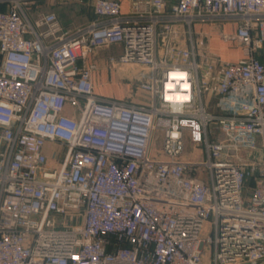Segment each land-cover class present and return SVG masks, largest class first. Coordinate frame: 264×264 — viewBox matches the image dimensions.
<instances>
[{"label": "built area", "instance_id": "obj_1", "mask_svg": "<svg viewBox=\"0 0 264 264\" xmlns=\"http://www.w3.org/2000/svg\"><path fill=\"white\" fill-rule=\"evenodd\" d=\"M36 1L0 0V264H264V0H95L72 31ZM226 22L236 61L198 49ZM111 44L127 98L95 92Z\"/></svg>", "mask_w": 264, "mask_h": 264}, {"label": "crops", "instance_id": "obj_2", "mask_svg": "<svg viewBox=\"0 0 264 264\" xmlns=\"http://www.w3.org/2000/svg\"><path fill=\"white\" fill-rule=\"evenodd\" d=\"M95 0H37L35 3L28 6L32 16H36L42 12L53 11L64 30L72 31L78 27L87 25L98 19L94 11ZM121 3V11L129 13L134 1L141 2L144 9L146 0H118ZM169 4L176 3L178 0H167ZM4 4H0V10L5 9ZM224 31L231 37L223 39L219 35V28L212 23H195L194 30L198 33V49L205 48L218 53L222 58L236 61L242 55V48L235 39L236 24L226 22L223 25ZM203 32V33H202ZM210 32V35L205 33ZM121 45V44H120ZM115 46L116 50H120L121 46ZM109 46V45H108ZM100 49L92 50L87 58L88 62H96L99 66L93 73L95 84V92L106 98L123 99L127 98L130 89V83L122 78L125 71H130L129 68L121 66L111 67L108 64L107 56L101 55ZM258 57L264 62V45L257 52ZM133 76V74H132ZM134 101H140L148 97L145 92H136Z\"/></svg>", "mask_w": 264, "mask_h": 264}, {"label": "rangeland", "instance_id": "obj_3", "mask_svg": "<svg viewBox=\"0 0 264 264\" xmlns=\"http://www.w3.org/2000/svg\"><path fill=\"white\" fill-rule=\"evenodd\" d=\"M117 45H120V44H111L109 46L107 45H104V46H101V47H96L94 49H100L101 50V55L103 56H107L110 57V55H115L117 56L120 52H122L123 50V46H121L120 50L118 51V49L116 50L115 46ZM108 64H109V58H108ZM122 78L127 81L128 83H133V84H137V80L135 77L132 76V71H125L124 74L122 75ZM203 146V144H202ZM260 146V145H259ZM194 148V143L192 142L191 138H190V135H188V139H187V149L188 151H192ZM257 154V150H254V151H248V155L249 156H254ZM199 157H201L203 155V151L200 149V152H199ZM242 196H243V199H244V206L247 207V199L251 196V191L249 189V187H246L244 190H243V193H242ZM69 217H67L68 219ZM74 222H71L70 221V226L73 225ZM207 232H208V229H207Z\"/></svg>", "mask_w": 264, "mask_h": 264}]
</instances>
